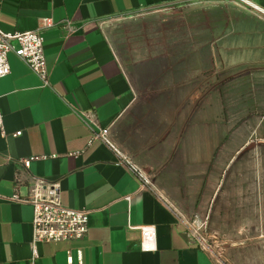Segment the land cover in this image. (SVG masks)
Returning <instances> with one entry per match:
<instances>
[{"label": "crops", "instance_id": "0c3cea01", "mask_svg": "<svg viewBox=\"0 0 264 264\" xmlns=\"http://www.w3.org/2000/svg\"><path fill=\"white\" fill-rule=\"evenodd\" d=\"M205 2L264 11V0H0L1 30L42 32L51 69L44 88L12 53L11 75L0 80V264L33 259V207L9 200L18 177L23 198L34 178L60 180L63 205L91 212L86 239L42 243L36 264H215L191 239L182 219L190 213L210 215L213 229L262 231L247 241L243 260L264 264V139H254L264 126L240 148L230 136L201 157V115L176 124L167 109L173 97L143 95L140 73L127 70L110 41L121 23ZM101 131L152 172L156 187L109 143L92 142ZM225 144L235 151L230 159L216 153ZM212 167L217 173L207 172ZM145 226L157 229L151 252L141 248Z\"/></svg>", "mask_w": 264, "mask_h": 264}, {"label": "rangeland", "instance_id": "374dc122", "mask_svg": "<svg viewBox=\"0 0 264 264\" xmlns=\"http://www.w3.org/2000/svg\"><path fill=\"white\" fill-rule=\"evenodd\" d=\"M160 13L121 23L110 34L116 54L129 72L140 73L143 95L159 100L173 97L167 109L173 108L176 124L193 125L201 115V126L206 129L201 130V157L208 160L215 143L219 139L222 144L230 142V136L240 148L250 137L249 131L264 126V14L217 2L193 3ZM187 97L189 101L184 100ZM106 133L135 171L156 187L152 172L136 165ZM254 139L262 140L264 134ZM234 152L225 144L216 153L230 159ZM214 168L207 172L223 171L225 164L217 166V171ZM182 216L209 246L215 264H245L247 241L262 232L213 229L210 215Z\"/></svg>", "mask_w": 264, "mask_h": 264}, {"label": "built area", "instance_id": "2783aa9c", "mask_svg": "<svg viewBox=\"0 0 264 264\" xmlns=\"http://www.w3.org/2000/svg\"><path fill=\"white\" fill-rule=\"evenodd\" d=\"M250 6V5H249ZM254 7L255 6H250ZM257 9L258 12L264 11ZM66 28L73 33L72 22L67 21ZM14 53L21 59L27 67L41 80L44 88L51 87V69L48 66L45 54V38L40 31L6 33L0 28V80L11 75L10 54ZM81 115H89L80 112ZM0 127H3V114L0 110ZM3 134H7L3 130ZM22 132H18L15 136H21ZM102 140L111 147L113 145L107 139V133L101 131L95 133L92 142ZM118 153V150L113 147ZM122 156V155H121ZM11 161V159H9ZM123 161L127 160L122 157ZM26 169L29 168V161H22ZM147 181V180H146ZM23 184L21 177L17 178L15 186V195L9 198L11 202L20 204H29L34 210L33 220V259L31 264L37 263L38 246L42 243H61L71 241H82L86 239L89 232V217L91 212L86 209H74L65 207L61 198V181L50 180L45 178H34L29 196L23 198L19 194L20 186ZM147 184H152L147 181ZM130 201V197L126 198ZM142 242L141 248L145 252L155 250V242L157 238V229L154 226L141 227ZM191 239L196 241L200 248L206 253L211 254L209 246L204 243L195 233L190 230ZM81 255V252H80ZM71 260V258H70ZM214 263L215 259L213 257Z\"/></svg>", "mask_w": 264, "mask_h": 264}]
</instances>
